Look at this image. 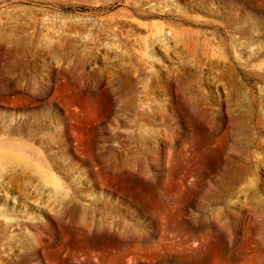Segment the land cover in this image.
I'll return each mask as SVG.
<instances>
[{"label": "rangeland", "instance_id": "obj_1", "mask_svg": "<svg viewBox=\"0 0 264 264\" xmlns=\"http://www.w3.org/2000/svg\"><path fill=\"white\" fill-rule=\"evenodd\" d=\"M12 172L0 264H264V0H0Z\"/></svg>", "mask_w": 264, "mask_h": 264}, {"label": "bare ground", "instance_id": "obj_2", "mask_svg": "<svg viewBox=\"0 0 264 264\" xmlns=\"http://www.w3.org/2000/svg\"><path fill=\"white\" fill-rule=\"evenodd\" d=\"M177 50L179 51V49ZM165 57L167 58L168 55L166 54ZM222 79L224 80L223 77ZM216 81L219 82L218 79H216ZM212 114H213V110H212ZM33 181H35V178L27 173L22 174L18 172H12L7 176L3 177V181L0 184V211L2 210L4 205L8 206L7 199L10 197V194L13 198H19L18 194H21L26 199V203H18L16 201H13V204H17L20 207L23 206L22 208L25 214L29 217L32 216V213L33 214L36 213V211L33 210L32 206L28 205V203L33 204L38 208H43L39 210V214L37 216V218L39 219H42L44 217L48 218L49 214L47 213V211H50L51 213H53V211H56V206L55 205L53 206V203L49 202L48 200H43L42 197L37 198L30 192L31 191L30 188L32 186ZM10 219L11 216H8V220ZM116 225L119 226L118 223H116Z\"/></svg>", "mask_w": 264, "mask_h": 264}]
</instances>
